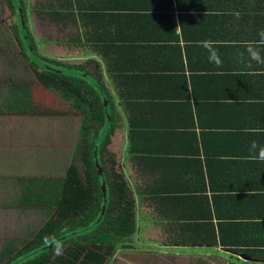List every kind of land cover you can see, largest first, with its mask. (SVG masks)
Masks as SVG:
<instances>
[{
	"label": "crops",
	"instance_id": "1",
	"mask_svg": "<svg viewBox=\"0 0 264 264\" xmlns=\"http://www.w3.org/2000/svg\"><path fill=\"white\" fill-rule=\"evenodd\" d=\"M91 1L96 2L94 8L104 17L103 23L92 28L81 18L72 24L77 35L87 32L88 38L108 37V44L121 50L124 68L135 70L149 63L152 58L147 50L156 48L164 49L174 59L170 66L183 69L180 73L162 71L154 76L163 80L130 95L136 82L117 87L116 93L135 98L151 94L167 104L154 107V123L148 124L157 131L152 138L139 134L140 124L146 128V122L138 118V112L132 110L131 114L137 119L135 129L128 130V116L122 111L123 120L119 121L129 137L125 140L122 133L118 152L120 164L124 163L125 173L130 175L127 180L140 244L168 255L169 261L177 264H264L246 252L255 242H264V161L249 159L251 141L264 145L260 135V129H264V81L255 79L264 65L249 61L247 56L238 63L235 53L243 51L245 42L219 41L222 28H211L208 36L218 42L223 66L216 68L209 63L206 51L190 41L193 23L200 20L191 22L184 18V28L176 29L180 15L188 16L178 8L176 0L169 4L161 0H132L137 5V15L133 11L130 14L136 20L118 28L108 24L107 8L123 12L125 7L120 6L127 0ZM141 5L142 12L149 14L142 23L137 18ZM203 6L206 16L212 10L207 1L199 8ZM193 12L196 11L189 15ZM215 12H221L217 5ZM166 14L171 15V24H167ZM136 22L139 23L134 26ZM202 29L194 34L196 41ZM155 60L165 64L160 57ZM126 73L131 76V72ZM207 105L213 108V118ZM131 130L136 135L130 136ZM180 225H198L199 236L177 231ZM210 230L213 236L208 234ZM195 240L208 244L190 243ZM254 248L263 247L258 244Z\"/></svg>",
	"mask_w": 264,
	"mask_h": 264
},
{
	"label": "trees",
	"instance_id": "2",
	"mask_svg": "<svg viewBox=\"0 0 264 264\" xmlns=\"http://www.w3.org/2000/svg\"><path fill=\"white\" fill-rule=\"evenodd\" d=\"M3 1H7L8 10L14 20L10 28L0 25V115L9 113L31 118L36 114V117H40L34 112L29 92V84L35 82L43 89L56 94L60 102L65 104V108L57 109L53 116H81V119L78 140L73 146L71 157L60 164V168L64 169L63 177H32L26 181L29 182L26 186L36 187L30 190L22 188L20 191L18 207L21 210H24L25 206L39 210L45 217L35 230L28 233V237L2 246L0 264H108L117 249L131 248L133 242L139 247L140 242L134 218V202L128 183L130 175L125 173L124 163L116 165L110 158L112 156L104 154L107 151L106 146L110 143L114 131L119 129L125 140L129 139L123 127L119 125V121L123 120L121 111L128 116V130L135 129L137 121L135 116L131 115L132 110L138 112V118H143L146 122V128L140 124L142 128H138L139 134L152 138L157 131L148 124L154 123V107L167 105L162 100L152 98L151 94L135 98L116 93L117 87H126L136 82L139 86L135 84L130 95L140 88L150 87L154 82L163 80L154 76L162 71L180 73L183 69L170 66L169 63L174 59L167 56L164 49L156 48L147 50L151 52L152 58L149 63L142 64L135 70L124 68L125 65L120 61L121 50L108 44V37L88 38L87 32L83 36L73 33L65 42L79 48L84 61H78L76 66L71 62H57L40 53L34 42L26 20V4L21 0ZM161 1L169 4L171 0ZM176 1L179 3L178 8L188 13V16L180 15V28H184V18H189L191 22L193 19L200 20L193 23L194 30L190 41L196 42L193 36L198 28H203L198 41L212 39L208 36L211 28H222L217 39L232 44L258 40L259 31L264 30V0ZM206 1L212 11L205 16L206 7L199 6ZM32 4L31 11L35 12L34 15L52 26L72 27L73 23L82 18L84 22L86 20V25L99 28L104 19L94 8L96 2L91 0H37ZM134 4L136 3L132 0L122 3L120 7H125L123 12H117L114 7L107 8L110 11L108 24L116 28L121 24L132 25L136 18L133 19L134 16L130 13L133 11L137 15V5ZM216 5L221 12H215ZM99 7L102 8L101 5ZM138 8L141 15L137 18L142 23L149 14L142 12V5ZM158 9H161V6ZM197 9H201L202 13ZM190 11L196 12L189 15ZM170 16H164L167 24H171ZM253 28H256V32ZM8 45H14L19 53L7 54ZM229 46L235 48L233 45ZM157 57L164 59L165 64H157ZM188 69L190 70V66ZM126 72H131V76ZM257 73L258 79L256 76L255 79L264 81V70ZM127 80L129 81L125 82ZM105 82L112 85L116 91L108 89ZM206 109L210 118H213V108L207 105ZM129 135H136L135 130H131ZM260 135L264 137L263 128L260 129ZM123 154L122 151V159ZM117 168L121 172H118ZM102 184L105 194L101 188ZM205 215L208 216V209L205 210ZM200 230L198 225H180L177 231H185L192 237H198ZM212 232L210 230L208 234L213 236ZM57 243L63 244L64 248L63 254L59 256L55 254ZM190 243L199 245L208 244V241L195 240ZM258 244L263 248L255 249L254 246ZM252 246L246 252L264 263V242H255Z\"/></svg>",
	"mask_w": 264,
	"mask_h": 264
},
{
	"label": "rangeland",
	"instance_id": "3",
	"mask_svg": "<svg viewBox=\"0 0 264 264\" xmlns=\"http://www.w3.org/2000/svg\"><path fill=\"white\" fill-rule=\"evenodd\" d=\"M21 1L26 4V20L40 53L57 62H71L74 66L78 65V61H84L79 48L65 43L71 34H76L73 27L52 26L43 19H38L35 12L31 11L32 3L37 0ZM13 20L7 1L0 0V25L10 28ZM8 48H11V55L19 53L14 45H8ZM105 85L110 88L106 82ZM29 92L34 112L40 117H36V114L31 118L9 113L0 115V250L5 244L28 237V233L44 220L45 216L41 211L28 206L21 210L17 205L22 188L30 190L36 187L26 186L29 183L26 181L32 177L62 178L64 169L60 168V164L71 157L73 146L78 140L81 116H53L57 109L65 108L57 95L35 82L29 84ZM121 138L122 131H114L104 153L112 156L110 158L116 165L120 164L118 150ZM117 170L121 172L118 168ZM131 244V248L117 249L108 264H177L169 261L168 255L155 253L152 247L148 249L143 248L140 243L139 247L134 242Z\"/></svg>",
	"mask_w": 264,
	"mask_h": 264
},
{
	"label": "clouds",
	"instance_id": "4",
	"mask_svg": "<svg viewBox=\"0 0 264 264\" xmlns=\"http://www.w3.org/2000/svg\"><path fill=\"white\" fill-rule=\"evenodd\" d=\"M179 25L176 29H179ZM258 40L245 42L242 47L243 51L235 53V59L238 63H243L245 56L249 61H254L259 65H264V30L259 31ZM196 46L203 48L207 53L208 62L213 64L216 68H222L223 62L218 52V42L213 40L196 41ZM253 132L257 130H252ZM249 159L253 161H264V145L259 144L256 140L250 142ZM63 244L57 243L55 254L57 256L63 254Z\"/></svg>",
	"mask_w": 264,
	"mask_h": 264
},
{
	"label": "water",
	"instance_id": "5",
	"mask_svg": "<svg viewBox=\"0 0 264 264\" xmlns=\"http://www.w3.org/2000/svg\"><path fill=\"white\" fill-rule=\"evenodd\" d=\"M103 104H104V106H105V105H106V102H104ZM99 169H100V168H99ZM98 172H99V171H98ZM101 188H102L103 194H105L104 184H102Z\"/></svg>",
	"mask_w": 264,
	"mask_h": 264
}]
</instances>
